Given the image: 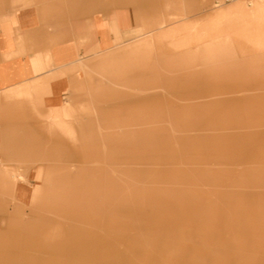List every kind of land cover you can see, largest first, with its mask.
Segmentation results:
<instances>
[{
    "label": "rangeland",
    "instance_id": "374dc122",
    "mask_svg": "<svg viewBox=\"0 0 264 264\" xmlns=\"http://www.w3.org/2000/svg\"><path fill=\"white\" fill-rule=\"evenodd\" d=\"M139 4L158 27L89 69L120 94L95 98L94 137L29 122L79 144L3 146L0 197L38 165L57 177L49 208L0 213V264H264V0Z\"/></svg>",
    "mask_w": 264,
    "mask_h": 264
},
{
    "label": "crops",
    "instance_id": "0c3cea01",
    "mask_svg": "<svg viewBox=\"0 0 264 264\" xmlns=\"http://www.w3.org/2000/svg\"><path fill=\"white\" fill-rule=\"evenodd\" d=\"M140 1L137 8L109 6L101 0H0L1 162L11 159L3 146L11 150L21 146L31 153L36 146L79 144L43 142L39 136L38 142H32L33 127L29 122L46 123L49 131H62L70 140L89 133L94 137L95 98L120 94L111 83L100 84L102 79L93 77L89 69L104 65L100 61L135 42L123 46L125 38L144 28L158 27L160 18L141 13ZM82 77H86L89 99L79 97ZM123 78L107 77L110 82ZM75 122L81 124L74 126ZM20 123L24 125L21 127ZM19 128L27 131V141H12L18 137ZM40 160L38 157L35 162ZM29 171L23 179L7 185L5 195L0 197V213L8 218L28 216L50 207L57 173L42 165L35 173ZM62 227L61 223L55 226L54 240L62 239ZM81 228L77 225L73 232L79 234Z\"/></svg>",
    "mask_w": 264,
    "mask_h": 264
},
{
    "label": "built area",
    "instance_id": "2783aa9c",
    "mask_svg": "<svg viewBox=\"0 0 264 264\" xmlns=\"http://www.w3.org/2000/svg\"><path fill=\"white\" fill-rule=\"evenodd\" d=\"M222 1H226V2H229V1H232V0H222Z\"/></svg>",
    "mask_w": 264,
    "mask_h": 264
},
{
    "label": "bare ground",
    "instance_id": "6f19581e",
    "mask_svg": "<svg viewBox=\"0 0 264 264\" xmlns=\"http://www.w3.org/2000/svg\"><path fill=\"white\" fill-rule=\"evenodd\" d=\"M234 1V0H233Z\"/></svg>",
    "mask_w": 264,
    "mask_h": 264
}]
</instances>
